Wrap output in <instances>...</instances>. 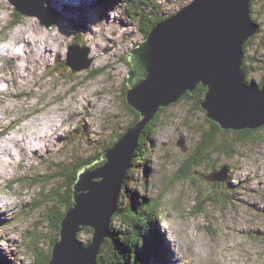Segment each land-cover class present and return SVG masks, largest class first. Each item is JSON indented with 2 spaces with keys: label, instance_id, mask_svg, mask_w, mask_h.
I'll use <instances>...</instances> for the list:
<instances>
[{
  "label": "rangeland",
  "instance_id": "rangeland-1",
  "mask_svg": "<svg viewBox=\"0 0 264 264\" xmlns=\"http://www.w3.org/2000/svg\"><path fill=\"white\" fill-rule=\"evenodd\" d=\"M64 1L45 0L48 13L58 14L46 27L0 0V264H37L49 254L59 232L46 215L55 214V206L65 210L64 201L55 202L65 190L61 169L94 158L133 122L123 94L127 54L151 21L193 0H142L138 7L133 0ZM250 15L257 32L244 49L246 78L264 84V0L251 1ZM72 42L88 47L87 70L72 73L65 65ZM210 127L193 98L166 106L126 178L119 196L124 207L128 193L160 205L157 222L151 220L159 255L147 264H264V126L255 141L218 134L216 144L236 140L232 154L213 153L177 178ZM29 141L34 145L27 147ZM223 167L225 181L206 179ZM111 223L112 230L124 227L119 219ZM91 237L85 229L78 234L84 244Z\"/></svg>",
  "mask_w": 264,
  "mask_h": 264
},
{
  "label": "water",
  "instance_id": "water-1",
  "mask_svg": "<svg viewBox=\"0 0 264 264\" xmlns=\"http://www.w3.org/2000/svg\"><path fill=\"white\" fill-rule=\"evenodd\" d=\"M252 0H193L156 23L144 40L127 54L124 100L139 114L113 144L101 153L102 164H85L72 184L73 205L59 223L58 238L50 249L48 264H96L109 234L126 172L139 139L159 108L177 102L198 84L206 88L200 107L207 119L223 130H255L264 126V85L246 81L242 67L244 44L257 32L250 16ZM21 15L36 16L41 25L53 26L45 0H9ZM88 47L72 42L65 65L72 73L87 70ZM177 145L185 151L183 139ZM227 168L206 177L223 182ZM92 229L87 244L78 239Z\"/></svg>",
  "mask_w": 264,
  "mask_h": 264
},
{
  "label": "trees",
  "instance_id": "trees-1",
  "mask_svg": "<svg viewBox=\"0 0 264 264\" xmlns=\"http://www.w3.org/2000/svg\"><path fill=\"white\" fill-rule=\"evenodd\" d=\"M106 1V0H105ZM120 0H107L104 2L105 4H111L119 2ZM129 1V0H125ZM142 2V0H133L134 5L139 6V4ZM144 2V1H143ZM251 5V4H250ZM14 13L17 16H20V14L16 11ZM251 16V15H250ZM143 15L140 16L142 19ZM168 16H162L160 18L155 19L154 21L150 22V25H148L145 29H143V34L146 37L151 28L158 22L166 19ZM136 18V17H135ZM141 19L136 18L137 23L141 22ZM145 21V18H143V21ZM18 23V20H15L13 24ZM256 35V34H255ZM253 35L251 38H249L246 43L244 44V49L246 48L247 44L255 37ZM242 67L244 69L245 75L247 74L245 64L243 62ZM246 81L247 80L246 78ZM125 84V83H124ZM259 86L264 85L263 83H259ZM127 90V86L125 84L123 94H125ZM206 92V88L203 87L201 84H198L193 92H186L182 95V97L178 100L182 99H195L196 104L200 106V102L204 97V94ZM175 102L174 104H176ZM173 105L170 104V106ZM128 109L133 113L134 120L131 124H129L128 127L132 126L138 119L139 114L134 111L129 105H127ZM165 109V107L159 108L158 111L155 113L154 117L151 119L149 124L146 126L145 130L143 131L140 139H139V145L138 148L132 158V164L131 167L126 172L122 188L125 185L126 178L128 177L131 168L134 164L135 159L138 156L142 155L143 150H146V141L148 138H150L153 133H155V129L158 125V119L160 117L161 112ZM209 120V119H208ZM211 123V127L204 132L201 133V139L199 141V144L197 145L196 149H194V152L190 153L187 158L183 162V166L181 170L179 171V175H176L177 178L182 177H188L190 173H193V169L196 167H200L202 165H205L206 161L209 159V157L212 156L213 153H224L226 155H231L233 152V143L236 142V140L239 141H255V139L258 136V131L261 128L255 129V130H223L219 127V125L211 120H209ZM226 132H233L236 134V140L235 142H229L227 139H218V144L215 138L218 136V134H225ZM121 132L117 138L122 134ZM223 136V135H222ZM116 138V139H117ZM115 139V140H116ZM113 143L107 145L104 147L103 150L97 153L95 157H100L101 153L109 148ZM148 146V145H147ZM94 157V158H95ZM92 157L83 158L82 160H77L72 166H64L60 171V176L64 179L65 183L63 184V189H65L63 192L57 193L55 195V202L58 200L60 202L64 203L65 210L63 212H60L56 209L55 206V214L54 212L47 213L46 218L49 221L55 222V228L60 229L59 223L60 220L64 214V212L70 208L73 205V201L71 199L72 197V184L76 180L77 172L80 168H82L85 164H91L90 168H95L103 163V161H96ZM96 159V158H95ZM72 168V169H71ZM121 188V190H122ZM58 198V199H57ZM126 199H128V206L124 207L123 204L125 202H122L121 200H118V208L116 212L113 214L112 221L114 219H119L123 223V228L119 230H112V223L110 224V231L107 237H105L103 243L100 246L96 264H147L149 261V258L151 256H157L159 254H155V250L159 251L157 249V237L155 234L152 236V230H151V220L152 222H157V216L158 209L160 207L159 203L157 201H151L149 202L146 198H136L135 194H129L128 197L126 196ZM127 202V203H128ZM53 215L54 217H52ZM54 218V219H53ZM111 221V222H112ZM87 231L92 232V229L90 228H84ZM148 238V240H144L145 238ZM58 235L55 237L54 241L57 240ZM53 241V242H54ZM152 242V245L150 243ZM53 244V243H52ZM87 244V243H86ZM154 250V251H153ZM162 256V255H161ZM50 259V252L47 256H44L42 258L37 257V264H48V261Z\"/></svg>",
  "mask_w": 264,
  "mask_h": 264
},
{
  "label": "bare ground",
  "instance_id": "bare-ground-1",
  "mask_svg": "<svg viewBox=\"0 0 264 264\" xmlns=\"http://www.w3.org/2000/svg\"><path fill=\"white\" fill-rule=\"evenodd\" d=\"M54 1V0H53ZM84 1H86V0H84ZM98 1H100V0H93V3L95 2L96 4L98 3ZM55 2H56V5H60L61 4V6H65V5H67V3L64 1V0H55ZM76 3V5L77 6H79V4L77 3V2H75ZM90 5H92V4H90ZM94 5V4H93ZM82 6V5H81ZM69 7H71V5H69ZM61 10H62V8H61ZM73 10V9H72ZM74 10H75V6H74ZM76 11V10H75ZM66 14V13H65ZM85 14V13H84ZM66 16V15H65ZM79 17V21H78V25L81 27V28H84V25L82 26V20H81V18H80V15L78 16ZM75 19V18H74ZM85 29V28H84ZM29 37V36H28ZM23 39H26L25 38V36H23ZM32 40V39H31ZM18 41V40H17ZM28 42H29V40H28ZM1 49H6V50H8L9 49V47H8V45H6L5 43L1 46ZM26 142V141H25ZM34 144L33 143H31V141H29L28 143H27V147H30V146H33ZM3 166H6V164L5 163H3Z\"/></svg>",
  "mask_w": 264,
  "mask_h": 264
}]
</instances>
